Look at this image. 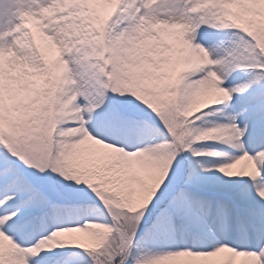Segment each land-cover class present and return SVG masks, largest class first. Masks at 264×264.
I'll return each mask as SVG.
<instances>
[{
  "label": "snow or ice",
  "instance_id": "1",
  "mask_svg": "<svg viewBox=\"0 0 264 264\" xmlns=\"http://www.w3.org/2000/svg\"><path fill=\"white\" fill-rule=\"evenodd\" d=\"M0 264H264V0H0Z\"/></svg>",
  "mask_w": 264,
  "mask_h": 264
},
{
  "label": "rangeland",
  "instance_id": "2",
  "mask_svg": "<svg viewBox=\"0 0 264 264\" xmlns=\"http://www.w3.org/2000/svg\"><path fill=\"white\" fill-rule=\"evenodd\" d=\"M209 42H212L211 38H210Z\"/></svg>",
  "mask_w": 264,
  "mask_h": 264
}]
</instances>
